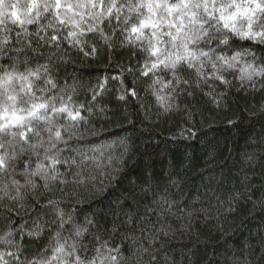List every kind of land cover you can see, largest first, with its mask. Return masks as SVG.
Masks as SVG:
<instances>
[{
  "label": "trees",
  "instance_id": "obj_1",
  "mask_svg": "<svg viewBox=\"0 0 264 264\" xmlns=\"http://www.w3.org/2000/svg\"><path fill=\"white\" fill-rule=\"evenodd\" d=\"M122 11L135 20L127 7ZM51 19L44 15L25 25L32 35L10 20L0 25V37L9 36L0 49V77L38 73L39 78L28 76L32 94L43 98L37 102L78 110L84 119L56 114L59 125L75 124L62 129L63 140L57 142L58 180L46 188L44 180L33 177L35 188L10 187L16 200L0 191V235L11 230L14 241L0 246L4 260L18 264L7 255L11 251L20 261L65 264L55 249L62 244L70 251L79 227L88 230L77 243L76 256L84 260L106 242L108 249H119L111 254L120 264H264V78L248 73L251 79L240 80V66L226 74L228 85L213 79L211 69L191 79L194 69H181L179 82L167 72L146 77L145 41H129L116 19L101 24L85 14L79 42L68 37L71 25L48 28ZM89 23L100 31L88 32ZM38 28L44 29L39 34L44 39L35 35ZM100 32L112 34L111 43ZM52 34L58 41L46 43ZM145 36L151 38V30ZM93 47L97 51L91 52ZM160 77L171 86L154 84ZM13 83L17 107H28L23 103L28 95L20 91L25 82ZM33 124L47 142L43 122ZM29 156L34 169L43 150L39 158L25 153L21 159ZM72 158L76 164L64 163ZM22 173L20 161H14L0 172V186L13 179L24 185ZM60 213L67 221L63 227ZM37 226L39 238L29 236Z\"/></svg>",
  "mask_w": 264,
  "mask_h": 264
},
{
  "label": "snow or ice",
  "instance_id": "obj_2",
  "mask_svg": "<svg viewBox=\"0 0 264 264\" xmlns=\"http://www.w3.org/2000/svg\"><path fill=\"white\" fill-rule=\"evenodd\" d=\"M215 4V0H181L180 3L172 5L169 0H137L135 4H124L121 0H0V25L5 24L6 21H11L14 25H19L25 35H32L28 33L24 28L25 25H34L38 22L39 18L44 15H51L52 19L49 20L47 27L54 28L55 24L60 25H71L72 31L68 33V37L72 38L74 42L78 41V36L82 35V31H77L82 28V22L84 15L87 14L89 20L97 23H104L105 18L116 19L118 23L123 24L124 30H127L129 35L127 39L131 41L133 38L137 41L141 40L145 36L146 30H151V39L156 43L152 45L151 55L155 59L149 64H145V68L142 71V75L149 76L150 73L154 74L161 66H169L175 75V69L177 64L183 59L179 55L173 56L167 54L163 58H159L161 55V49L159 48V36L165 34L173 41H187L189 36L192 34V27L198 23L196 19V13L194 11H187L193 4L196 8L203 5L205 12H208L209 4ZM7 5V7H6ZM127 7L130 13H135V20L132 16L123 15L122 9ZM163 8L166 15L161 16L159 9ZM256 8L259 9L260 5L257 3ZM86 10V11H85ZM142 10H146L147 14ZM220 12V19L225 21V27L229 26V21H234L237 15L248 16L249 28L252 26L253 9L239 8L237 5V12L225 17L222 9H217ZM214 13H209L213 15ZM77 17L80 19L78 20ZM44 31L43 28H38L35 35L39 39H44L40 36V32ZM88 32L100 31L95 27L94 24L89 23L87 27ZM251 33H245L250 35ZM111 35H105L100 32V38L108 43H111ZM66 37V38H68ZM57 42L58 35L52 34L49 36L47 42ZM9 43V36L5 34L0 37V49L7 46ZM59 47V44H56ZM187 47V44L184 45ZM91 52L97 51L95 47L91 48ZM85 55H88L86 52ZM131 71V69H130ZM37 76L38 73L29 72L28 76ZM28 76L19 75L16 76L13 73H6L3 77H0V172H7L13 167L14 161H20L21 167L24 168L22 173L26 179L25 184L21 185L18 180L13 179L11 185L4 184L0 186V191L4 192L5 196L9 199L16 200L17 197L9 194V188L14 187V190L19 192L22 187L30 186L36 187V183L33 177H40L44 180V187L49 186V181L58 180L59 172L56 170L55 165L60 163L61 150L57 148V142L63 140V131H68L75 127V124L59 125L56 120V114L66 113L71 121H78L84 119L80 112L77 110L75 113L69 111L65 106L56 107L51 102H37V100H43V98H37L32 94L33 85L28 81ZM19 79L25 83L21 84L20 91L25 92L28 95V99L23 101L24 104L29 105L28 107H17V93L14 86V80ZM178 82V78L174 79ZM217 80L223 81V77L217 74ZM48 84L55 86L51 80L47 81ZM188 83V81H184ZM154 84H161L163 88H169V83H161L159 80H155ZM135 95V92L132 93ZM93 98H95V93ZM124 99L123 96L120 97ZM158 100H162L163 97L157 96ZM49 111L52 116H49ZM43 122L42 131L48 134V140L41 137V130L36 129L33 122ZM63 129V131H62ZM31 134V135H30ZM35 139V143H33ZM47 143V146H45ZM41 150H43V158L39 159L35 164V168H32L31 156L26 160H22L21 157L25 153H31L32 155L40 157ZM83 157V153H80ZM50 161L51 166L46 165L44 162ZM64 163L76 164L75 158L70 161L65 160ZM63 182V181H61ZM49 203H54L50 201ZM22 207V205H21ZM12 212L13 209L10 207L7 210ZM61 223L60 227L64 226L63 213H60ZM6 219H8L6 217ZM71 217L69 216V221ZM42 229L37 226L34 232H29V236H35L39 238ZM86 228L76 227L74 231V240L72 249H77V243L82 242L86 237ZM60 233L57 232V237ZM13 232L7 231L3 235H0V246L13 245L12 239ZM102 249H106L102 251ZM19 251V248H17ZM65 251L64 245H59L56 249V253H63ZM113 251L119 252L118 249H108L107 243L101 244L100 248L95 249L96 255L92 258L87 259V264H117V257L111 253ZM8 256H12L17 260L18 264H25L24 261L19 260V256L9 251ZM57 257L54 255L52 260H56ZM0 264H8L4 260L3 255H0ZM32 264H37V261H32ZM40 264H51V261H41ZM76 264H81V258L76 256Z\"/></svg>",
  "mask_w": 264,
  "mask_h": 264
},
{
  "label": "clouds",
  "instance_id": "obj_3",
  "mask_svg": "<svg viewBox=\"0 0 264 264\" xmlns=\"http://www.w3.org/2000/svg\"><path fill=\"white\" fill-rule=\"evenodd\" d=\"M180 2L181 0H175L170 4L176 5ZM257 3L260 5L259 9L256 8ZM237 5L241 10H254L253 13H250L252 16L251 28H249L248 16L243 15H237L236 19L229 21V26L225 27V21L220 19L221 13L216 11L222 9L223 15L227 17L237 12ZM158 11L161 16L166 15L163 8ZM187 11H194L198 21L196 25L191 26L193 31L187 41H171L166 35L167 30H165V34L159 36V48L161 49L159 58H163L167 54L179 55L183 58L176 66L175 75L169 66H161L156 71L167 72L173 79L178 78L179 82L184 79L183 76H177L181 69H194V73L189 72V79L194 75L205 77L207 70L211 69L213 79H217V74H219L223 77V83L228 85L231 80L227 78L226 74H235L237 67L240 66L238 79H251V75L245 76L248 73L264 78V0H215L214 5L209 4L208 12H205L203 5L196 8L195 4ZM209 13L214 14L210 16ZM245 33L251 34L245 35ZM142 39L145 41V47L142 50L148 56L146 64H149L153 61L151 51L152 45L156 42L147 36ZM185 43L187 47L184 46ZM158 80L161 83L164 82L163 77ZM261 87H264V83L261 84ZM69 248L70 251H64L61 259L65 261V264H76L77 249L73 250L71 244ZM24 262L32 264L31 260ZM40 262L37 260V264ZM81 264H87V260L81 259ZM117 264L120 262L117 261ZM125 264H130V261H126Z\"/></svg>",
  "mask_w": 264,
  "mask_h": 264
}]
</instances>
